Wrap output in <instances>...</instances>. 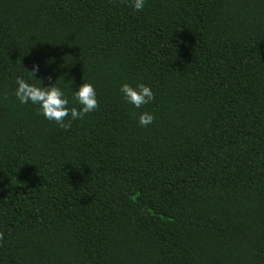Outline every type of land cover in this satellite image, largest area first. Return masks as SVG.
Listing matches in <instances>:
<instances>
[{
  "label": "trees",
  "instance_id": "trees-1",
  "mask_svg": "<svg viewBox=\"0 0 264 264\" xmlns=\"http://www.w3.org/2000/svg\"><path fill=\"white\" fill-rule=\"evenodd\" d=\"M37 63L98 107L21 104ZM0 264H264V0H0Z\"/></svg>",
  "mask_w": 264,
  "mask_h": 264
},
{
  "label": "clouds",
  "instance_id": "clouds-1",
  "mask_svg": "<svg viewBox=\"0 0 264 264\" xmlns=\"http://www.w3.org/2000/svg\"><path fill=\"white\" fill-rule=\"evenodd\" d=\"M129 3L134 11L139 12L144 9L146 0H129ZM39 67L38 63L34 64L27 79L20 76L15 78L14 94L21 104L31 103L37 106L38 114L61 129L70 128L73 121L82 119L98 107L96 89L90 82H83L78 89L71 91L70 96L63 88L57 86L56 82L46 87L29 82L32 76L36 77ZM40 81L42 82L41 79ZM119 91L123 100L137 109L154 100L152 88L143 83H137L135 86L123 83ZM70 101L79 107H69ZM153 121L154 115L151 112L144 111L139 114L138 124L141 127H147Z\"/></svg>",
  "mask_w": 264,
  "mask_h": 264
}]
</instances>
